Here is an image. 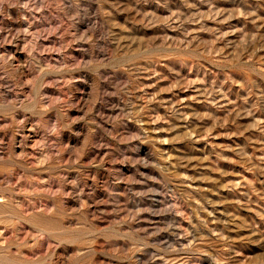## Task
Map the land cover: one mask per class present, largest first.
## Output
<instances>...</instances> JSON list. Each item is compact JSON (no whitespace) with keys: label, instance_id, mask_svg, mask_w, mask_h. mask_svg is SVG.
<instances>
[{"label":"rangeland","instance_id":"rangeland-1","mask_svg":"<svg viewBox=\"0 0 264 264\" xmlns=\"http://www.w3.org/2000/svg\"><path fill=\"white\" fill-rule=\"evenodd\" d=\"M0 264H264V0H0Z\"/></svg>","mask_w":264,"mask_h":264}]
</instances>
